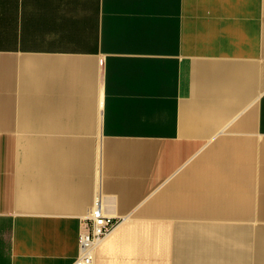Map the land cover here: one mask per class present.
<instances>
[{
    "label": "crops",
    "instance_id": "obj_1",
    "mask_svg": "<svg viewBox=\"0 0 264 264\" xmlns=\"http://www.w3.org/2000/svg\"><path fill=\"white\" fill-rule=\"evenodd\" d=\"M264 264V0H0V264Z\"/></svg>",
    "mask_w": 264,
    "mask_h": 264
},
{
    "label": "built area",
    "instance_id": "obj_2",
    "mask_svg": "<svg viewBox=\"0 0 264 264\" xmlns=\"http://www.w3.org/2000/svg\"><path fill=\"white\" fill-rule=\"evenodd\" d=\"M118 220L106 215L100 207V199L94 200L89 215L83 220L79 233V252L73 264H92L94 252L113 230Z\"/></svg>",
    "mask_w": 264,
    "mask_h": 264
}]
</instances>
